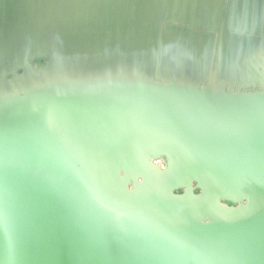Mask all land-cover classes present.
Wrapping results in <instances>:
<instances>
[{"label": "water", "instance_id": "obj_1", "mask_svg": "<svg viewBox=\"0 0 264 264\" xmlns=\"http://www.w3.org/2000/svg\"><path fill=\"white\" fill-rule=\"evenodd\" d=\"M263 24L264 0H0V264H264V88L226 84ZM75 170L122 221L52 182Z\"/></svg>", "mask_w": 264, "mask_h": 264}, {"label": "snow or ice", "instance_id": "obj_2", "mask_svg": "<svg viewBox=\"0 0 264 264\" xmlns=\"http://www.w3.org/2000/svg\"><path fill=\"white\" fill-rule=\"evenodd\" d=\"M118 175L119 169H115ZM76 178L79 180V186L67 183L62 174L52 177V182L58 185L63 194L84 211L96 212L107 215L108 218L115 221H122L127 215L114 201L113 184L111 175L108 172L99 173L89 171L87 175L75 170Z\"/></svg>", "mask_w": 264, "mask_h": 264}, {"label": "bare ground", "instance_id": "obj_3", "mask_svg": "<svg viewBox=\"0 0 264 264\" xmlns=\"http://www.w3.org/2000/svg\"><path fill=\"white\" fill-rule=\"evenodd\" d=\"M250 60L249 61H246L245 63H244V66H245V69H247L248 71H249V73L251 74V77H249V78H246V80L247 81H250V82H247V81H245V78L244 79H242V81L243 82H240V85L241 86H252V87H260V88H262L261 86H258V84H257V82H258V79H257V76H255V74H254V70L253 71H251L252 69H251V66H250ZM234 68L232 67L231 68V71H232V74H235V71L233 70ZM59 76H60V74H58ZM217 76H218V78L220 77L218 74H217ZM232 76V75H231ZM255 76V77H254ZM217 77H216V79L214 78V81L216 82V83H221L220 81H223L222 79H221V77L218 79ZM231 78V77H230ZM255 78V79H254ZM257 79V80H256ZM233 79H230V80H228L227 82H226V84H228L230 87H241L240 85H239V83L238 84H231L230 82L232 81ZM233 82H234V80H233ZM263 85V84H262ZM13 87V85L12 86H10V88H12ZM201 202V201H200ZM198 204V203H197ZM204 205H206V204H204V203H200V205H199V207L200 208H198V209H195V213H197L198 215L200 214V213H210V214H217L216 212H215V209H214V207H213V204L212 203H210L209 204V207L206 209L205 207H204ZM206 209V210H205ZM226 214V216L228 215L229 217H234V215H231L230 213H228V212H223V211H219L218 212V214L217 215H225ZM228 217V218H229Z\"/></svg>", "mask_w": 264, "mask_h": 264}, {"label": "rangeland", "instance_id": "obj_4", "mask_svg": "<svg viewBox=\"0 0 264 264\" xmlns=\"http://www.w3.org/2000/svg\"><path fill=\"white\" fill-rule=\"evenodd\" d=\"M250 1L251 0H249V2ZM37 64L38 65L42 64V60L41 61H37ZM249 64H250L251 69H252L251 71L254 70L255 76H257V79H258L257 84H258V86H261L262 88H264V55H262V54L260 55L259 53H257L256 55L251 57V60H250ZM233 80H234V82H233ZM233 80L230 82L231 84H235V83L238 84L239 83V85H240V82H243L242 79H239V77L235 78ZM158 164H160V162H158ZM193 184H195V181L193 182ZM198 192H199V188L196 187V188L193 189V193H198ZM175 193H177V194L183 193V188H177L175 190ZM222 202L224 204H226V205H229V206L235 205V203H233L231 201H228V200H223Z\"/></svg>", "mask_w": 264, "mask_h": 264}, {"label": "flooded vegetation", "instance_id": "obj_5", "mask_svg": "<svg viewBox=\"0 0 264 264\" xmlns=\"http://www.w3.org/2000/svg\"><path fill=\"white\" fill-rule=\"evenodd\" d=\"M263 27H264V24H263ZM263 39H264V32H263V35H262V40H263ZM251 46H252V45H249L248 48L246 47L247 49L244 48V52L247 51V53H246V52H245V53L248 54V56L251 55L252 52H253V51H251V50H252ZM241 49H242V48H239V49H237L236 51H234L235 58L237 57V55L239 54V52L241 51Z\"/></svg>", "mask_w": 264, "mask_h": 264}]
</instances>
